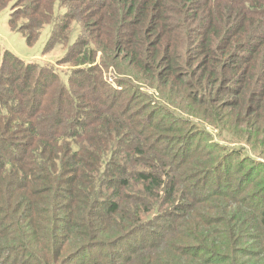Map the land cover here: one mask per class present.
<instances>
[{"label":"trees","instance_id":"trees-1","mask_svg":"<svg viewBox=\"0 0 264 264\" xmlns=\"http://www.w3.org/2000/svg\"><path fill=\"white\" fill-rule=\"evenodd\" d=\"M13 3L22 21L8 26L27 44L47 27L45 45L65 50L52 65L0 47V264H252L251 244L264 264V163L245 148L250 129L264 135V0L0 10ZM111 71L120 89L107 87ZM133 100L152 106L139 121ZM183 112L212 124L217 113L245 143L192 148ZM157 138L178 139L181 157Z\"/></svg>","mask_w":264,"mask_h":264},{"label":"rangeland","instance_id":"rangeland-1","mask_svg":"<svg viewBox=\"0 0 264 264\" xmlns=\"http://www.w3.org/2000/svg\"><path fill=\"white\" fill-rule=\"evenodd\" d=\"M20 5H22V3L21 4L13 3L11 5H8L5 9L0 10V47L8 49L14 55H16L19 58H22L26 61H37V62H41V63H49V64L54 65L55 61L63 55L65 48L63 47V45H60V44H56L52 48H48L45 45V40L47 37V27H43V29L39 33V36L36 38V40H34L32 42V44H27L25 37L21 33H18L15 30H12L8 26L7 20L13 13H14L13 17L14 18L16 17L15 19H16L17 25L20 24V22L22 21V19H20V12L22 11ZM79 7H82V6L80 5ZM95 18L96 17H93L92 21ZM34 36L35 35L33 34V37ZM70 38H73V35H71ZM98 55H99V53H97V56ZM54 67H55V71L58 73L59 77L61 79H64L65 73L68 70V68L70 67V64L63 63V64H60V65L54 66ZM119 67L121 69H119L118 67H115L116 72H119V71L123 72L122 69L125 71L130 70V69H124L123 66H119ZM111 72L110 73L106 72V78L105 79L108 83H110V84H108L109 86H107V87L109 89L112 87L120 89L121 86L119 87L117 82H114V80L116 79L115 78L116 73H114L113 71H111ZM134 83L136 84V82H134ZM140 87H142L146 90L149 89L148 90L149 92L153 91V93L156 94V92L154 90H152L150 87H148L147 85H145L143 83L140 84ZM223 97H224V99H227L228 97H231V96L229 94H227ZM173 99L177 103H179V106H181V107L183 106L182 100L179 96H175ZM213 99H214L213 101H215V96L213 97ZM216 99H220V96ZM120 100L121 101L117 100L118 104H115L117 110H119L120 106H122V104L126 100H128V96L127 97L122 96ZM165 100L168 101L167 99H165ZM214 103L216 104V102H214ZM130 106L131 107L129 110V114H131L130 116L132 117V119L134 121H139L141 118L144 117V115L148 111H150L152 109V106H149L147 104H142L140 102H135L134 100L130 102ZM217 106H218V104H217ZM225 111H230V109L225 108ZM172 114H174V113L172 112ZM179 114L181 116H183L184 118H187V119L193 121V122L188 121L189 122L188 124H184V126H185L184 130L189 128V130H191V134L195 135V137L192 138L193 140L191 139L192 140V142H191L192 148H195V149H202L203 148L206 151H208L209 148L206 147L205 142L210 143V141L212 142L210 144H215L219 148H221L222 145L223 146H231V145L235 146L237 144L242 145L243 143H245L243 138H245L246 136H244V134H241L242 138L238 137L233 130L234 129L233 125L231 126L232 128L229 129L225 134L222 133L223 128L220 127V123H218L216 121L217 120V113H215V116L213 118V124L207 120L195 119V121H198V122H195L193 120V118L185 112L179 113ZM160 115H162V116L163 115H165V116L169 115V117H172L170 114L166 115L164 113H161ZM175 115H178V114H175ZM180 115H178V116H180ZM208 119L211 120V118H208ZM263 128H264V126H263ZM200 129H202V130L204 129L206 131V134H204V135H202L201 133L198 134ZM246 133H247V137H249L250 139L251 138L254 139L248 143V144H252L251 146L253 148L244 144V145H246L245 146L246 150L250 151L249 154L253 155L254 157L258 156L262 160V162L264 163V156H261L259 154V152L258 153L252 152V151H258L259 150V151L264 153V135L262 136L261 134H258V133H255L253 135L251 129ZM145 135H147V134H145ZM145 135H144V137H145ZM153 137L154 136H152V138ZM223 137L226 140H224ZM157 141L160 144V146L165 145L167 148H173L175 146L174 149L169 150L168 156L176 155L177 158L181 157V151L179 149H180V147L182 148V146L184 144H182L181 142H178V139L168 140L166 138H157ZM194 156H196V155H194ZM233 163H235V162H233ZM232 166H234V165L232 164ZM188 219L190 221H192V218L190 216ZM149 229H154V228H149ZM248 241L252 243L253 237L251 236V238H249ZM252 245H254V246H252ZM249 249L250 250L253 249L254 254L256 253V255H250V256L245 255L244 261H247L248 263L252 262V264H256L257 262L260 261L259 254H257L259 251V248L256 247L255 244H251V246H249ZM90 254L91 253L88 252V255H90ZM86 257H88V256L86 255ZM126 258H127V255H125L123 258H119V259L121 262H123V261H125ZM102 261H103V258H100L99 256H97L96 262L102 263Z\"/></svg>","mask_w":264,"mask_h":264}]
</instances>
